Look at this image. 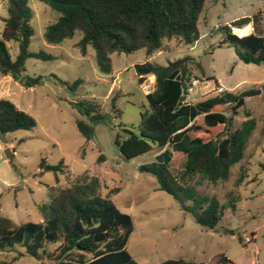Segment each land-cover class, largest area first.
I'll list each match as a JSON object with an SVG mask.
<instances>
[{"label":"rangeland","instance_id":"rangeland-1","mask_svg":"<svg viewBox=\"0 0 264 264\" xmlns=\"http://www.w3.org/2000/svg\"><path fill=\"white\" fill-rule=\"evenodd\" d=\"M25 1L33 12L28 51L44 52L54 59L25 61L24 75L41 78V84L32 88H25L10 77H0V99L13 103L36 124L30 131L7 134L5 143L0 141V214L15 224L39 223L38 207L48 203L49 190L88 173L98 178L100 195L108 197L131 218L133 232L126 251L137 264L178 259L215 264L221 254L235 264H264V64L238 61L233 48L219 46L218 32L222 25L230 26L244 18L252 21L258 15L254 28L264 36V0H207L197 25L200 38L194 45L162 51L153 57H147L142 50L113 53L109 75L98 72L93 49H88L86 57L75 49L79 34L58 45L47 44L43 33L57 14L37 0ZM5 2L0 0V34L7 16ZM6 46L14 60L17 44L8 42ZM185 56L194 58L203 71L202 75L200 70L191 68L192 76L198 79L192 78L186 102L194 103L214 89L218 93L224 90L243 98L236 109V103L224 107L225 116L232 118L233 129L246 120L247 114L256 122L243 159L231 168L224 182L211 184L198 176L181 182L185 158L172 153L169 170L178 182L191 186L198 195L214 197L225 208L214 230L197 225L172 196L157 189L152 175L138 171L141 165L158 162V155L169 147L125 160L114 145L116 135L126 137L124 130L137 133L140 114L148 110L145 95L154 89L152 75L138 84L135 67L145 62L166 66ZM78 79L84 83L76 91L59 83L71 84ZM215 82L222 90L215 88ZM251 93L254 96H247ZM82 101H94L102 108L103 120L94 124V135L89 141L76 127V121L85 117L71 106V102ZM193 123L204 128L202 117ZM6 150L11 154L8 158ZM100 156L103 161L98 160ZM42 160L49 166L61 164L62 171L40 169ZM112 189L119 191L110 194ZM231 198L235 201L234 211L228 206ZM14 256L13 252H0V264H41L25 257L13 260Z\"/></svg>","mask_w":264,"mask_h":264},{"label":"trees","instance_id":"trees-1","mask_svg":"<svg viewBox=\"0 0 264 264\" xmlns=\"http://www.w3.org/2000/svg\"><path fill=\"white\" fill-rule=\"evenodd\" d=\"M37 1L57 14L56 20L44 30V41L58 45L79 34L75 49L83 57L88 55L89 48L93 49L98 72L109 75L113 53L131 54L142 50L147 57H153L162 51L194 45L200 38L197 25L207 0ZM5 8L7 16L0 34V77H10L28 89L40 85V77L24 75L25 61H51L54 57L28 51L33 35L30 26L33 12L26 1L6 0ZM258 20L255 15L252 21L244 18L230 26H220L219 46L233 48L243 64H264V36L254 28ZM250 22L253 24L251 34L239 37L232 33L233 28H243ZM8 42L17 44L14 60L10 58ZM193 67L203 75L200 64L190 56L168 62L166 66L149 62L137 65L139 85L148 75L154 77V89L145 95L148 110L140 114L137 133L124 130L126 137L121 139L116 135L114 145L125 160L169 147L158 155V162L141 165L138 171L152 175L157 189L172 196L197 225L214 230L225 208L214 197L198 195L183 183L195 176L211 184L226 181L231 168L243 159L256 122L247 114L246 120L233 129L232 118L225 116L224 107L237 103L239 96L224 90L218 93L214 89L194 103L186 102L185 96L193 80L198 79L192 76ZM59 83L76 91L84 82L78 79L71 84ZM215 88H219L217 83ZM114 103L115 98H112L113 108ZM71 106L85 117L76 121L78 132L86 141L91 140L94 124L103 120L102 108L94 101L71 102ZM198 117H202L204 128L194 125ZM35 126L32 117L10 101L0 99L1 133L6 136L16 131H30ZM192 133L196 136L192 137ZM172 153L185 158L179 178L182 184L169 170ZM98 160L103 161V156ZM39 168L59 172L63 166H49L42 160ZM241 179L242 176L239 182ZM100 189L97 177L83 173L69 179L65 186L56 185L49 190L48 203L38 207L39 223L15 224L0 214V252H13V260L25 257L41 264H137L126 251L133 232L132 220L108 197H102ZM118 191L112 189L110 194ZM228 206L235 210L233 198L229 199ZM160 264L194 263L178 259ZM215 264L235 263L221 254Z\"/></svg>","mask_w":264,"mask_h":264},{"label":"water","instance_id":"water-1","mask_svg":"<svg viewBox=\"0 0 264 264\" xmlns=\"http://www.w3.org/2000/svg\"><path fill=\"white\" fill-rule=\"evenodd\" d=\"M247 96H254V93H251V94H248ZM243 103V98H240L238 101H237V103L235 104V106H234V109H236V108H238L241 104ZM0 141L2 142V143H5V141H6V138H5V135L3 134V133H1L0 132ZM11 156V154L8 152V150H6L5 151V157H10Z\"/></svg>","mask_w":264,"mask_h":264},{"label":"bare ground","instance_id":"bare-ground-1","mask_svg":"<svg viewBox=\"0 0 264 264\" xmlns=\"http://www.w3.org/2000/svg\"><path fill=\"white\" fill-rule=\"evenodd\" d=\"M232 30L235 32L236 35L244 37L250 32L251 28L245 26L244 28H233Z\"/></svg>","mask_w":264,"mask_h":264},{"label":"crops","instance_id":"crops-1","mask_svg":"<svg viewBox=\"0 0 264 264\" xmlns=\"http://www.w3.org/2000/svg\"><path fill=\"white\" fill-rule=\"evenodd\" d=\"M252 26H253V24H252V22H250L246 27H250L251 28V30H250V32L247 34V35H249V34H251L252 32H253V28H252ZM244 28V27H243ZM246 35V36H247ZM240 37V36H239ZM217 85L220 87V90H222V87L217 83Z\"/></svg>","mask_w":264,"mask_h":264}]
</instances>
